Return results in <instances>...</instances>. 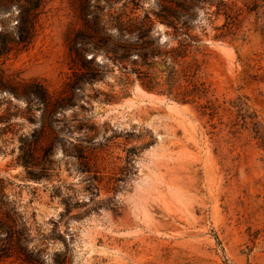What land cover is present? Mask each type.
<instances>
[{
  "label": "rangeland",
  "instance_id": "obj_1",
  "mask_svg": "<svg viewBox=\"0 0 264 264\" xmlns=\"http://www.w3.org/2000/svg\"><path fill=\"white\" fill-rule=\"evenodd\" d=\"M158 1L48 0L32 44L0 58V221L15 233L14 245L0 235L13 251L0 264H264L263 150L223 109L248 97L264 119V1L225 0L234 20L223 29L215 5L196 12L188 61L201 72L189 78L222 104L213 118L147 91L131 70L140 65L117 16ZM84 6L103 40L82 53L92 63L80 55ZM146 41L178 46L159 21ZM83 65L96 78L72 90ZM163 68L143 69L159 78ZM33 82L61 106L28 99Z\"/></svg>",
  "mask_w": 264,
  "mask_h": 264
},
{
  "label": "trees",
  "instance_id": "obj_2",
  "mask_svg": "<svg viewBox=\"0 0 264 264\" xmlns=\"http://www.w3.org/2000/svg\"><path fill=\"white\" fill-rule=\"evenodd\" d=\"M47 1L0 0V17L7 15L8 21L16 20L13 27H3L0 31V58L9 55L16 48H27L32 44L38 34L40 17L44 12ZM250 2L253 3L252 9L262 7L264 4H260L259 0H250ZM207 5L209 7L216 6L215 10L209 12L210 16L213 14L225 15L227 21L222 25V29L233 23L234 15L229 11V5L225 0H159L156 11H152V13L146 11L143 16H129L127 21L123 20L120 15L117 16V22L120 26L118 27L119 31L130 34L128 40H131V43L127 44L124 50L127 57L135 53V60L137 61L132 64L140 65V67H134L131 70L136 74L143 88L150 92L167 95L180 104L199 102L202 115L213 118L222 108V104L219 103V99L212 94L204 83L190 80L189 77H194L201 72V64L198 63L197 59L188 61L189 54L194 52L193 45L201 41L193 33V21L196 12L200 8H207ZM81 14L83 21L91 31H89V35L85 36L88 43H80V46H82L80 55L84 58V62L92 63L94 56L87 58L82 53H84L83 51L97 50L99 42L103 40L97 35L99 34L97 29L89 25L87 18L90 13L87 12L85 6L82 8ZM156 21L171 30L172 38L178 40V46L167 51H161L158 47H154L153 43L146 41L153 31ZM7 28H10L11 32L7 31ZM218 36L227 38L228 35L221 34ZM171 60L173 63L169 64ZM156 63H162L164 66L162 75L159 78H154L150 72L143 69L152 68ZM125 68L128 69L126 66ZM79 70L81 73L74 75L75 78L68 83V87L72 90L79 88L78 84L82 80L91 82L96 78L94 71H87L84 65ZM13 93L20 96L17 91H13ZM25 94L28 99L33 96L41 101L45 109L51 107V109L56 110L57 107L61 106L51 104L52 96L50 92L42 88V85L38 82H33ZM248 99V97H239L236 100H231L229 101V107H223V109L233 114L231 128L248 131L252 138L259 141V146L264 154V119H260L257 111L251 108ZM201 100H205V102L200 103ZM226 102L223 101L224 104ZM3 234L6 235L5 240H8L10 245H14L12 244L15 237L13 228L8 223L0 221V235ZM11 248L12 246L0 248V259L11 256V252H13L10 251Z\"/></svg>",
  "mask_w": 264,
  "mask_h": 264
},
{
  "label": "bare ground",
  "instance_id": "obj_3",
  "mask_svg": "<svg viewBox=\"0 0 264 264\" xmlns=\"http://www.w3.org/2000/svg\"><path fill=\"white\" fill-rule=\"evenodd\" d=\"M138 87H139L141 90H143L144 92H147V91H145L141 86L138 85ZM149 93H150V92H149ZM152 94H153V93H152ZM155 95H156V94H155ZM159 97H160V96H159ZM161 97H162V96H161ZM170 102H171V103H170L171 105H174V104H175V105L178 106V103H176L175 101H170Z\"/></svg>",
  "mask_w": 264,
  "mask_h": 264
},
{
  "label": "water",
  "instance_id": "obj_4",
  "mask_svg": "<svg viewBox=\"0 0 264 264\" xmlns=\"http://www.w3.org/2000/svg\"><path fill=\"white\" fill-rule=\"evenodd\" d=\"M167 100H169V101H173V100H172L171 98H169V97L167 98Z\"/></svg>",
  "mask_w": 264,
  "mask_h": 264
}]
</instances>
